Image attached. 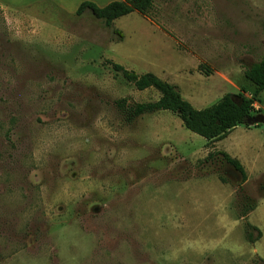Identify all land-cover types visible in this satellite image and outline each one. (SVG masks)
<instances>
[{"label": "rangeland", "instance_id": "1", "mask_svg": "<svg viewBox=\"0 0 264 264\" xmlns=\"http://www.w3.org/2000/svg\"><path fill=\"white\" fill-rule=\"evenodd\" d=\"M84 1L0 0V264H264V122L208 142L169 111L131 117L160 94L107 63L198 110L250 98L264 0H154L111 28Z\"/></svg>", "mask_w": 264, "mask_h": 264}, {"label": "trees", "instance_id": "2", "mask_svg": "<svg viewBox=\"0 0 264 264\" xmlns=\"http://www.w3.org/2000/svg\"><path fill=\"white\" fill-rule=\"evenodd\" d=\"M153 2L154 0H123L112 1L104 7H98L92 2L84 1L78 7L76 16H80L85 10H89L92 16L101 21L106 28H111L114 20L132 12H138L149 18ZM262 31L264 34V22ZM114 33L119 38L122 37L119 31L115 30ZM107 63L115 73L119 74L125 82L131 84L137 91L152 88L160 94V97L154 102L136 103L129 106L127 111L131 117L169 111L181 120L182 125L187 130L203 137L208 142L224 139L237 125L246 124L248 118L254 117V103L257 101L260 92L264 90V57L244 70L246 79L256 87L252 97L247 98L241 93L228 94L214 105L200 110L193 108L189 102L184 100L174 85L158 78L156 75L152 73L137 74L110 60ZM122 101L125 103L124 100ZM123 103H121L122 105L118 103V105L123 108ZM219 154L240 173L242 182H245L246 174L239 161L232 159L226 153L219 152ZM259 238L260 233H257L256 238H253L250 234L247 235V239L251 243Z\"/></svg>", "mask_w": 264, "mask_h": 264}, {"label": "water", "instance_id": "3", "mask_svg": "<svg viewBox=\"0 0 264 264\" xmlns=\"http://www.w3.org/2000/svg\"><path fill=\"white\" fill-rule=\"evenodd\" d=\"M264 122V116L256 115L254 117H250L246 120V124L248 126L257 125Z\"/></svg>", "mask_w": 264, "mask_h": 264}, {"label": "crops", "instance_id": "4", "mask_svg": "<svg viewBox=\"0 0 264 264\" xmlns=\"http://www.w3.org/2000/svg\"><path fill=\"white\" fill-rule=\"evenodd\" d=\"M52 1H53V0H52ZM85 1H87V0H85ZM89 2H91V1H89ZM92 3H93V2H92ZM107 4H108V3H107ZM107 4H106V5H107ZM27 5H30V4L24 3L23 5L16 6V7H23V6H27ZM104 6H105V5H104ZM104 6H103V7H104Z\"/></svg>", "mask_w": 264, "mask_h": 264}]
</instances>
